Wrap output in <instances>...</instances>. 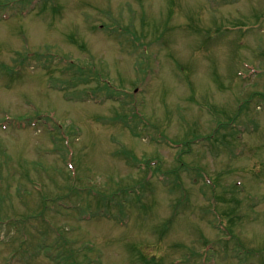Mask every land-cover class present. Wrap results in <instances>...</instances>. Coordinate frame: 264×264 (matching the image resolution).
<instances>
[{
	"label": "rangeland",
	"instance_id": "1",
	"mask_svg": "<svg viewBox=\"0 0 264 264\" xmlns=\"http://www.w3.org/2000/svg\"><path fill=\"white\" fill-rule=\"evenodd\" d=\"M32 1L0 0V264L263 262L264 0Z\"/></svg>",
	"mask_w": 264,
	"mask_h": 264
}]
</instances>
